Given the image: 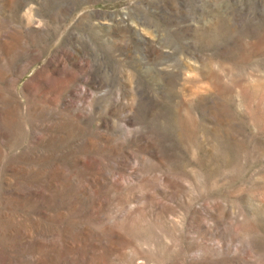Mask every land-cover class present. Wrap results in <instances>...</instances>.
<instances>
[{
	"label": "rangeland",
	"instance_id": "rangeland-1",
	"mask_svg": "<svg viewBox=\"0 0 264 264\" xmlns=\"http://www.w3.org/2000/svg\"><path fill=\"white\" fill-rule=\"evenodd\" d=\"M0 264H264V0H0Z\"/></svg>",
	"mask_w": 264,
	"mask_h": 264
}]
</instances>
